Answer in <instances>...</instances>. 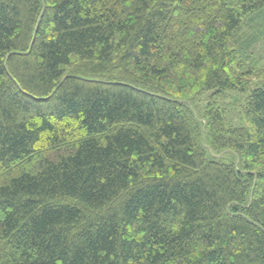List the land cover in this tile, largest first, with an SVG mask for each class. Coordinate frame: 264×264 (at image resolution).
<instances>
[{
  "label": "trees",
  "instance_id": "1",
  "mask_svg": "<svg viewBox=\"0 0 264 264\" xmlns=\"http://www.w3.org/2000/svg\"><path fill=\"white\" fill-rule=\"evenodd\" d=\"M263 40L264 0H0V264H264Z\"/></svg>",
  "mask_w": 264,
  "mask_h": 264
},
{
  "label": "rangeland",
  "instance_id": "2",
  "mask_svg": "<svg viewBox=\"0 0 264 264\" xmlns=\"http://www.w3.org/2000/svg\"><path fill=\"white\" fill-rule=\"evenodd\" d=\"M257 47L261 51V53L260 52L259 53H260V55H262L261 61H262V65H263L264 64V40Z\"/></svg>",
  "mask_w": 264,
  "mask_h": 264
}]
</instances>
